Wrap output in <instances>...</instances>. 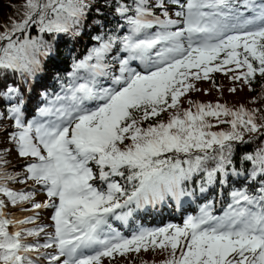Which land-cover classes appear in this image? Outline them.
<instances>
[{
	"label": "snow or ice",
	"instance_id": "obj_1",
	"mask_svg": "<svg viewBox=\"0 0 264 264\" xmlns=\"http://www.w3.org/2000/svg\"><path fill=\"white\" fill-rule=\"evenodd\" d=\"M98 2L23 0L19 18L0 31V127L7 119L13 129L0 136L28 159L19 182L32 181L47 197L40 203L35 187L10 188L20 174L4 170L0 152V264H111L117 255L150 249L167 254L163 264H264V146L237 157L242 169L233 166L237 145L250 142L246 134L264 137V123L243 106L179 107L182 96L199 91L194 81L211 73L231 72V81L250 90L257 74L264 77V0H116V30L126 26L127 34L106 31L102 16L92 17L94 46L73 60L66 79L53 75L60 90L42 93V106L26 119L25 91L8 78L28 92L39 86L61 38H79ZM169 3L177 5L172 14ZM169 109L176 111L167 122L143 126ZM222 124L228 130H211ZM93 163L103 188L92 183ZM233 178L246 187L230 191L222 215L209 201L182 225L138 226L125 236L111 223L127 226L134 213L180 205ZM7 204L32 215L9 217ZM41 209L52 210L50 232L37 224Z\"/></svg>",
	"mask_w": 264,
	"mask_h": 264
},
{
	"label": "trees",
	"instance_id": "obj_2",
	"mask_svg": "<svg viewBox=\"0 0 264 264\" xmlns=\"http://www.w3.org/2000/svg\"><path fill=\"white\" fill-rule=\"evenodd\" d=\"M23 0H0V31L4 30V26L9 23V18L18 19L17 9L22 4ZM115 2L116 0H107V3L111 6H105L104 0H99L97 4L93 6V11L89 15L88 27H86L81 36L76 39L70 37H62L59 44V54L57 55L55 61L48 60L46 63V71L40 74L39 86L32 89L31 92L27 91L28 85L23 84L17 78L9 77L8 83H12L14 86H21L25 91L26 100V119H32L35 116V111L38 105L42 106V101L40 96L44 92L52 93L58 92L60 90L59 83L53 79L55 73H59L61 79H66L67 72L71 70V64L74 59L82 58L89 47L94 46L95 42L91 39L93 35L98 34L99 29L92 24V17L96 15H101L105 24L108 25V30L115 31L117 35L123 36L127 34L126 26L123 30L117 31V21L119 17L115 15ZM123 3L131 5L132 0H121ZM184 2V0H181ZM260 2V0H257ZM150 6L155 4V0H149ZM168 9L175 11L177 10V5L169 3ZM96 8L101 9V13L95 11ZM156 14H160V9H154ZM248 15V13H246ZM123 23V21H120ZM154 31V30H153ZM38 33L35 28L30 30V35L35 36ZM121 56L126 54H120ZM111 60V57H109ZM133 66H136L133 64ZM139 68V66H137ZM233 73L229 72L227 75L221 72H214L210 74L209 82L210 93L205 96V98L200 97V91H189L186 95L180 98V109H188L191 107L189 101H194L203 104H216L221 103L232 109H238L243 106L245 109L253 110L257 112V123H264V77L256 75L254 81L249 86L243 84L242 81L233 82L229 77ZM195 83V81H194ZM230 88H236V92H230ZM219 89V90H217ZM198 99L200 101H198ZM254 101V102H253ZM175 109H169L166 112H162L158 117L152 118L151 121H146L143 126H147L148 123H155L157 121L167 122L169 118V113H174ZM194 111V109H193ZM11 121L5 119L3 121V126L0 127V132L7 129L9 132L13 131L11 128ZM215 123V120H212ZM212 131H226L228 130L227 125H220L219 127H214ZM245 140L250 141L247 144L237 145V151L234 152V165L242 169L245 167L244 164H237V157L245 153H253L260 147L264 146V137H260L259 134H246ZM0 152L3 153V158L7 161L4 164V170L11 175L20 174L15 182L8 181L7 184L10 188L16 191L24 190L31 191L35 187L36 192L34 199L36 202L43 203L47 197L44 191L39 186H34L32 181H26L25 183H20L21 179H24V165L28 162V159L20 158L17 156L15 151L12 150V145L8 142L7 137L0 136ZM30 159V158H29ZM94 173L96 174V179L92 183L98 188H103L105 185L99 180V172L96 165L90 164ZM246 167L250 170L252 165L248 162ZM120 183H125L121 178L115 177ZM199 178H197V181ZM193 187L195 185H192ZM246 187V184L240 179L233 178L229 180L226 187H221L218 184H214L208 192L204 194H197L195 197L186 198L180 205L175 203L165 204L162 208L156 210H150L148 212H137L134 213L129 224L123 225L121 222L112 220L113 226L122 233V235L130 236L132 232L138 227L143 226L147 228H157L163 227L167 224H178L182 225L183 219L189 215H197L199 213L200 207L208 203L209 201L215 202L214 214L222 215L224 208L230 202L229 193L232 190L240 189ZM198 192V190H197ZM0 199H5V197L0 196ZM6 211L9 217L15 216L18 218H24L28 215H32L31 212H23L19 210V206L13 207L11 204L6 205ZM51 209H41L39 210V220L38 225H46L47 230L50 232L51 229ZM34 225L29 224L25 227H33ZM11 230V229H10ZM33 238H29L31 241ZM40 242H43L42 236ZM51 251V250H48ZM167 258V254L160 251H140L139 253L130 252L125 257L118 259L117 256L111 261V264H163V261ZM103 264H109L107 259L104 260Z\"/></svg>",
	"mask_w": 264,
	"mask_h": 264
},
{
	"label": "rangeland",
	"instance_id": "obj_3",
	"mask_svg": "<svg viewBox=\"0 0 264 264\" xmlns=\"http://www.w3.org/2000/svg\"><path fill=\"white\" fill-rule=\"evenodd\" d=\"M169 11H170V14H172L174 12L172 10H169ZM173 18H175V17L173 16ZM137 66H139L138 63H137ZM195 85L199 89V91L201 90V93H200L201 98H205V96H207L211 91L208 81H205V80L195 81ZM205 93H207V94H205ZM198 101H200V100L198 99ZM129 253H127L126 255H128ZM126 255H124V256L117 255V258L121 259V258L125 257Z\"/></svg>",
	"mask_w": 264,
	"mask_h": 264
}]
</instances>
